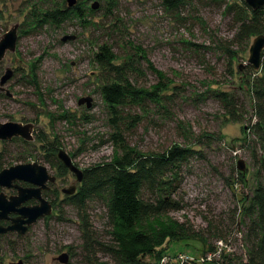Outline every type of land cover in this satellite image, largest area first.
<instances>
[{"label": "rangeland", "instance_id": "374dc122", "mask_svg": "<svg viewBox=\"0 0 264 264\" xmlns=\"http://www.w3.org/2000/svg\"><path fill=\"white\" fill-rule=\"evenodd\" d=\"M93 1L83 0L87 7ZM95 1L99 5L102 2ZM115 1L117 9L112 18L118 28L111 38L115 39L113 51L118 60L128 58L132 47L141 46L153 69L171 79L165 91L171 97L164 108L149 102L143 109L124 110L131 115L129 119H139L134 128L122 130L124 138L143 153L158 152L173 143L196 151L182 165V182L174 195L182 209L169 215L180 221L188 219L195 229L207 227L204 219L222 221L227 230L225 238L234 247L232 263L239 264L245 259L244 232L248 221L240 210L248 202L242 196L248 198L263 181L254 159L264 157V149L250 131L253 121L246 87L252 77L247 74L248 48L255 36L235 41L234 14L225 13L227 4L246 7L244 0H184L177 15L165 12L161 0ZM43 7L42 0H0V35L11 25L19 24L16 49L7 51L0 62L1 70L5 66L14 69L7 82L12 95L0 98V121L36 124L31 141L0 140V170L37 162L55 175L54 157L46 155L49 147L63 149L82 170L111 161L114 156L113 128L99 94L97 68L90 54L95 38H105L110 33L105 30L109 19L97 8L92 21L102 24L99 27L84 28L74 18L59 26L35 25L31 14L42 15ZM64 35L74 38L61 41ZM229 53L233 56L229 57ZM140 67L143 73L134 78L137 85L148 87L157 81L143 61ZM216 91L228 92L243 105L245 112L240 121L227 119L214 95ZM82 97L91 98L89 108L78 105ZM65 114L67 120L58 119ZM204 133L214 139L202 137ZM238 160L245 163L244 171L237 170ZM73 179L69 172L63 173L43 194L48 201L53 199L49 215L39 217L22 235H0V264H14L19 259L25 264H63L56 260L62 252L68 254L64 264H88L82 248V222L66 195L59 191ZM0 191L7 196L15 193L13 188ZM30 200L26 203L37 202ZM104 201V197L90 199L82 212L93 237L101 243L111 240L106 232ZM237 218L242 223L231 224L230 219ZM165 220L157 227L168 225ZM214 241V237L207 240L209 244ZM188 243L198 249L207 247L194 240ZM177 252L198 253L184 241L165 243L164 254L172 256ZM96 257L110 261L102 251Z\"/></svg>", "mask_w": 264, "mask_h": 264}, {"label": "trees", "instance_id": "16d2710c", "mask_svg": "<svg viewBox=\"0 0 264 264\" xmlns=\"http://www.w3.org/2000/svg\"><path fill=\"white\" fill-rule=\"evenodd\" d=\"M42 2L44 6L42 15L37 12L31 14L35 25L47 23L59 26L67 19L74 18L84 28L102 26L92 21L95 9L87 7L83 0H75L72 6H68L65 0ZM100 3L98 9L102 16L109 19L107 22L109 26L105 30L106 32L110 30V33H107L105 38H95L90 54L91 61L97 68L99 94L107 108L113 128L111 141L114 156L111 161H101L84 168L83 179L76 192L66 196L82 222V248L86 261L88 264H157V260L164 254L165 243L173 240L184 241L196 253L211 250L213 244L207 242L209 237L226 240L227 230L222 221L213 223L209 219H204L207 227L195 229L188 219L180 221L169 215L182 209L180 201L174 199V195L182 182L181 167L196 151L188 146L173 143L161 151L143 153L126 142L122 131L134 128L139 122L135 116L129 119L131 115L124 110L143 109L149 102L164 108L163 104L171 97L165 94L171 79L163 72L153 69L141 46L132 47L133 52L127 55L128 58L118 60L113 51L115 39L111 38V34L118 28L116 19L112 18L117 9L116 1L102 0ZM183 4L184 0H161L165 12L172 15L179 14L180 6ZM61 5L64 7H60ZM245 6L227 4L225 7V13L234 14L237 26L234 40L237 42L250 36L264 34V5L256 10L250 9L246 4ZM232 56L229 53V57ZM141 61L157 79L148 87L135 83L134 78L143 73ZM247 70L248 76H252L246 81L250 97V121H253L250 131L264 149V49L260 68L254 70L247 66ZM214 95L219 100L227 119L240 121L245 112L243 105L228 92L216 91ZM67 116L60 115L58 119L67 120ZM126 122L129 124L126 125ZM202 137L214 139L212 135L206 133L202 134ZM57 149L46 148V155L54 157V164L58 171L63 173L67 169L57 160L55 156ZM46 160L51 164V160ZM256 163L258 164L256 171L263 176V181L257 184L248 198L242 196V199L248 202L241 209L238 208L248 218L244 232L245 259L239 264H264V157L254 159V165ZM95 197L105 198L106 232L111 239L107 243H101L93 237L87 216L82 213L86 202ZM163 220L167 221L168 225L157 227ZM241 221L238 218L230 219L231 224L242 223ZM190 240L207 247L206 249L191 247L188 243ZM98 251L109 256L110 261H99L96 257ZM232 257L233 255L224 256L220 263L233 264Z\"/></svg>", "mask_w": 264, "mask_h": 264}, {"label": "water", "instance_id": "95a60500", "mask_svg": "<svg viewBox=\"0 0 264 264\" xmlns=\"http://www.w3.org/2000/svg\"><path fill=\"white\" fill-rule=\"evenodd\" d=\"M75 0H66L68 6H72ZM244 3L252 10L261 8L264 5V0H244ZM98 1H93L90 4L91 9H97ZM18 24H13L4 34L0 36V60L3 58L6 51L13 52L16 46V29ZM73 35H64L61 41L73 39ZM264 49V34H259L254 37L249 48L247 63L252 69L257 70L261 65V54ZM241 68V65L239 66ZM13 71L10 67L4 70L0 76V90L3 89V84L11 77ZM8 94V93H7ZM78 105L84 104L86 108L91 106L90 97H82L77 101ZM12 137H21L25 141L33 140L32 124L26 123L24 125L13 121H0V140H9ZM57 159L69 171L75 175V181L81 182L83 179V172L73 164L71 157L63 150L58 149L56 153ZM237 170L244 171L245 163L238 160L236 164ZM29 182L34 184V187H23L17 182ZM53 182L54 177L51 176L46 167L37 163H20L12 165L0 170V188H14L15 194L6 197L3 191H0V220L7 219L8 224H0V235L15 232L18 235L24 234L28 227L34 223L39 217L49 215L52 211V205L41 196V190L45 188L46 182ZM75 185H70L63 188L62 192L66 195H73L75 193ZM35 198L38 203L34 205H25L24 203ZM14 214V216H10ZM56 260L60 263H66L68 254L66 252L60 253ZM14 264H25L19 259Z\"/></svg>", "mask_w": 264, "mask_h": 264}, {"label": "built area", "instance_id": "2783aa9c", "mask_svg": "<svg viewBox=\"0 0 264 264\" xmlns=\"http://www.w3.org/2000/svg\"><path fill=\"white\" fill-rule=\"evenodd\" d=\"M234 254V247L230 240L216 239L211 250L192 255L186 252H177L174 255L162 254L157 264H209L220 263L223 257Z\"/></svg>", "mask_w": 264, "mask_h": 264}, {"label": "flooded vegetation", "instance_id": "af4514ba", "mask_svg": "<svg viewBox=\"0 0 264 264\" xmlns=\"http://www.w3.org/2000/svg\"><path fill=\"white\" fill-rule=\"evenodd\" d=\"M65 2H66V0H65ZM18 24V23H17ZM12 26V25H11ZM18 27H19V24H18ZM18 27H17V29H16V34H17V31H18ZM7 31V29L2 33V34H4L5 32ZM1 34V35H2ZM0 35V36H1ZM17 37H18V35H17ZM16 42H17V39H16ZM15 49H16V46H15ZM15 51V50H14ZM13 51V52H14ZM7 52V51H6ZM5 52V53H6ZM5 55V54H4ZM4 57V56H3ZM3 59V58H2ZM1 59V60H2ZM1 60H0V62H1ZM7 67H10V66H5L4 67V69L3 70H1L0 69V76L4 73V70L7 68ZM11 69H12V71H13V73H12V75H11V77L9 78V79H11L12 77H13V74H14V69L12 68V67H10ZM9 79L3 84V89H1L0 90V98L1 97H7V96H11L12 94L8 91V89H7V82L9 81ZM8 93V94H7ZM7 121H13V122H17V123H19V124H22V125H24V124H26V123H31L32 124V136H33V131L35 130V128H36V124L35 123H33V122H23V121H14V120H7ZM2 122H5V121H2ZM35 138H36V136H35ZM15 139H22L21 137H12L11 138V140H15ZM33 139H34V137H33ZM10 140V139H9ZM58 150V149H57ZM57 150H56V153H57ZM56 153H55V156H56ZM57 158V157H56ZM58 160V159H57ZM72 160V159H71ZM59 161V160H58ZM73 162V161H72ZM26 163H30V162H26ZM74 164V163H73ZM75 165V164H74ZM76 166V165H75ZM79 168V167H78ZM80 169V168H79ZM82 172H83V170L82 169H80ZM66 172H69L73 177H74V179H73V181H71L68 185H64V186H62L60 189H59V191L62 193V194H64V195H66L64 192H62V189L63 188H67L68 186H70V185H75V190H77V188H78V185L77 184H79V183H81V182H76L75 181V175L71 172V171H69L68 169H67V171H64L63 173H66ZM63 173H60L59 171H58V169H56V173H55V175L54 174H50L51 176H53L54 177V181L53 182H49V181H47L46 182V184H45V188H43L42 190H41V196L43 197V198H45L44 197V193H46L47 192V190H49L50 188H51V186L52 185H54L55 184V182H56V179L59 177V175H62ZM19 185H21V186H23V187H34L35 185L34 184H31V183H29V182H23V181H20V182H17ZM6 190H7V188H5ZM14 189V188H13ZM15 190V189H14ZM15 192H16V190H15ZM76 192V191H75ZM15 194V193H14ZM53 194H54V196H57V194H56V191L54 190L53 191ZM5 195H6V197H7V194L5 193ZM10 195H12V194H10ZM67 197L69 196V195H66ZM71 196V195H70ZM31 199H34L35 201H37L35 198H31ZM46 199V198H45ZM47 200V199H46ZM28 201V200H27ZM29 201H32V200H30L29 199ZM48 201V200H47ZM52 206H53V199L51 200V201H48ZM36 203H38V201L36 202ZM36 203H34V204H36ZM25 205H34V204H27L26 202L24 203ZM10 216L12 217V216H14V214H10ZM0 224H2V225H7L8 224V221H7V219H1L0 220ZM5 234H7V233H5ZM2 235V234H1Z\"/></svg>", "mask_w": 264, "mask_h": 264}]
</instances>
